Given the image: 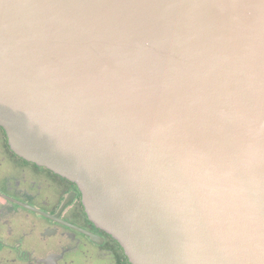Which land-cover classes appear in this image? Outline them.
<instances>
[{"label":"water","instance_id":"water-1","mask_svg":"<svg viewBox=\"0 0 264 264\" xmlns=\"http://www.w3.org/2000/svg\"><path fill=\"white\" fill-rule=\"evenodd\" d=\"M0 126L133 264H264V0H0Z\"/></svg>","mask_w":264,"mask_h":264},{"label":"flooded vegetation","instance_id":"flooded-vegetation-1","mask_svg":"<svg viewBox=\"0 0 264 264\" xmlns=\"http://www.w3.org/2000/svg\"><path fill=\"white\" fill-rule=\"evenodd\" d=\"M0 264H133L72 180L19 156L0 126Z\"/></svg>","mask_w":264,"mask_h":264}]
</instances>
